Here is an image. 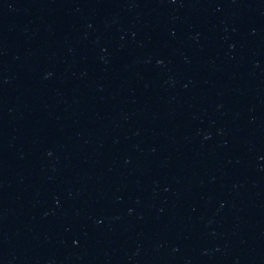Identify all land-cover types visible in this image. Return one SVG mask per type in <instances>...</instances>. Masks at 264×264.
I'll return each mask as SVG.
<instances>
[{
	"label": "water",
	"instance_id": "95a60500",
	"mask_svg": "<svg viewBox=\"0 0 264 264\" xmlns=\"http://www.w3.org/2000/svg\"><path fill=\"white\" fill-rule=\"evenodd\" d=\"M0 264H264V224L0 144Z\"/></svg>",
	"mask_w": 264,
	"mask_h": 264
}]
</instances>
